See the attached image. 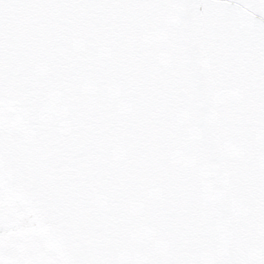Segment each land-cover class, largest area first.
<instances>
[{
    "label": "snow or ice",
    "instance_id": "6c2138e0",
    "mask_svg": "<svg viewBox=\"0 0 264 264\" xmlns=\"http://www.w3.org/2000/svg\"><path fill=\"white\" fill-rule=\"evenodd\" d=\"M0 264H264V0H0Z\"/></svg>",
    "mask_w": 264,
    "mask_h": 264
}]
</instances>
